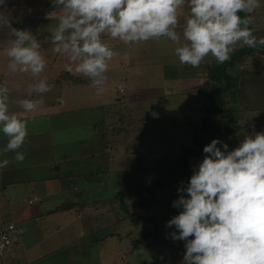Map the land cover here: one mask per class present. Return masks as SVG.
<instances>
[{"label": "rangeland", "instance_id": "1", "mask_svg": "<svg viewBox=\"0 0 264 264\" xmlns=\"http://www.w3.org/2000/svg\"><path fill=\"white\" fill-rule=\"evenodd\" d=\"M27 1L26 4H18L21 0H14L15 4H7L6 8H0V16L24 17L25 22H29L31 15L34 13H30L31 1ZM32 2L40 6V10L45 8L47 3L50 4V7L57 5L55 0H35ZM187 4L185 1L184 5ZM185 11L177 12L178 21H180L181 14L185 18L190 16V11H187L186 7ZM48 14L49 12L44 13L46 16ZM252 18L260 24H264V0H260V7L252 12ZM185 25L186 21L182 26L175 28V31L180 36L179 44L173 43L167 37H161L159 40L152 39L139 44L125 45L119 39H112L110 36L102 34V42L108 44L115 53L113 59L109 61V69L105 73L106 79L100 85H93L90 78L73 72L75 75L85 78V83L90 82L89 87L77 85V89L63 86V82L58 81L57 75L59 73L63 74L61 68H65V65L71 64L74 68L75 63L70 61L67 54L56 53L53 41L46 39L47 45L45 43L41 44L39 49L46 60V67L37 76L45 73L46 75L50 74L49 76L54 74L57 77L55 78L56 82L50 84L52 91L45 93H37L29 88V85L38 84L32 82V79L41 81L39 78H35L30 71L29 73L13 72L9 69L8 65L11 63V58L5 54L4 49L9 47L10 40L15 38L1 37L0 86H5L9 89V114L22 116L38 112L37 109L33 112H25L20 104V101L24 99H42L44 103L53 108L76 107L82 104V99L84 100V107L78 108L72 115L64 118V122L68 123L67 130L61 126L62 116H55L52 112L51 119L53 124L60 121L58 128L53 127L55 138L52 140L50 147L47 150L43 149L42 154H37L36 156H33L32 152L26 155L24 149L21 153L25 154V159L23 162L17 163L30 165L31 163L34 164L33 161L35 160L37 165L51 162L48 165L52 164L51 167L53 166V168L56 165H61L62 171L67 167L71 170L74 169L75 171L73 172L80 170L83 166V163H78L79 161L82 162V159L90 162L85 163L89 167H91L90 165L96 168L101 166L100 171L102 172L100 174L104 175V181L96 180L94 183H89L82 175L78 176L75 174V176L72 175L68 178L66 181L67 185L63 182L65 185L63 187L64 190L66 189L71 195V199L76 201L109 198L117 193L121 186L120 184L124 182L153 184L160 159H173L178 156L182 146H194L192 128L189 122L197 121L200 118L201 113L195 109V106L203 100V95L196 88L203 83L208 64L211 65L216 62V59L209 54L198 68L188 67V70L184 72V76L181 77L182 79L177 81L167 80L160 65L171 59L172 61L175 60V63H180L175 54V48L187 43L183 37ZM54 29L52 25L51 28L45 27L39 31L33 30L34 32H31V34L49 38L45 37V34H52ZM243 46L242 42H238L234 50ZM257 62H259L258 66L264 64V61H256L252 57L247 58L243 64L241 63L240 69L248 68L251 71V73L246 74L245 79H250L253 72L257 73V76L250 80V83L244 84L248 92L245 91V95L237 103L232 102L229 104L228 98H225L224 108L232 109L237 106V108L247 109L249 112L247 115L256 114L257 117H264V112L262 111L253 113V111H256L254 109L257 108L254 106L258 104L264 106V89L259 81V70H253L257 67ZM137 67L141 69L140 74L135 71ZM236 71L239 72L238 68ZM26 74H30V76L28 77ZM16 79H22L18 87H14L15 82L13 81ZM262 82H264V77ZM242 83H244V80ZM120 84L127 89L133 86L134 93H137L139 97L133 102H128L126 99L129 94L123 93L121 95L119 92V89L123 90ZM155 88L158 89L155 93L156 95H146L145 91L147 89ZM168 88L170 90L173 89L174 94L165 96L162 91ZM241 89L242 87L240 91ZM160 91L161 93L157 94ZM57 96L58 98H56ZM119 97L122 98V101L118 100ZM226 97H229V95H226ZM61 101L64 102L61 104ZM165 103H167V108ZM171 103H174V108L169 107ZM43 110L48 113L47 107ZM128 112H131L132 116L128 115ZM119 113L121 115L124 114L122 117L125 116V113L127 116L120 120L118 119ZM96 120L97 123L102 122V124H99L98 129H92L89 124L91 121ZM129 123H132L129 126V130H125L116 138L113 151L111 152L112 156H108L106 148H103V142L100 141V137L97 134L96 136H90V132L104 131L111 124L118 126L122 124L128 125ZM255 126V128H248L243 131L236 130L221 136L218 138L221 142L218 147H221L222 151L230 152L238 147L244 138L254 136L258 132H264L262 125ZM250 132H253V134L245 136V134ZM29 135L35 137V141H38L41 137L37 134ZM28 138L30 139L29 136ZM223 144L228 145L227 150L223 148ZM205 155L207 154L202 153L201 155L190 157L193 173L198 170L199 164ZM10 158L1 155L0 161H8ZM8 168L10 180H17L16 185L24 186L23 181H19V171H10L13 167ZM33 168L34 170L40 169V167ZM1 190L3 189L0 187L1 224L9 223L13 219L18 220L20 215L16 210L20 212L21 208L26 207L28 209L30 205H33L29 204L31 194L24 193L25 190L23 189L20 191L22 195H16L14 198H12L11 193H8L10 190H4L11 197L8 201L2 198L3 193H1ZM82 197L84 199H81ZM180 197L174 196L163 203L154 205L149 211L142 213L139 223H134L132 218H127L110 225V223H107V215L109 216L112 213L105 212V206H99L98 210L93 211V206L85 205V211L91 213L94 218L93 224H91L96 231L95 238L87 239L83 232L79 233V229L84 224L83 220L77 216V219H74V216L72 220H70V217L67 218L65 221L66 223L69 221L67 230L62 229L66 239H80L77 241L76 246H72L73 248L70 249L68 256L66 253L53 254L58 260H53L52 262L54 264H93L95 262H99V264H185L186 241L173 239L172 234L176 233L178 235L179 232L174 225L169 226V221L183 210L174 206ZM75 211H73L74 214ZM87 227H90V224H87ZM87 229L85 227L84 231L86 232ZM148 229L152 233L148 242L133 250L132 239L139 237ZM15 235H17V230L14 233ZM91 243L92 247L90 246ZM91 251L94 253L92 258L90 255ZM11 263L6 257L0 256V264ZM42 263L49 264V260H45ZM26 264H29V262L27 261Z\"/></svg>", "mask_w": 264, "mask_h": 264}, {"label": "clouds", "instance_id": "2", "mask_svg": "<svg viewBox=\"0 0 264 264\" xmlns=\"http://www.w3.org/2000/svg\"><path fill=\"white\" fill-rule=\"evenodd\" d=\"M9 0H0L6 8ZM63 6L58 26L52 33L54 51L68 54L69 74L75 72L100 85L115 55L102 42V34L119 39L125 45L139 44L161 37L180 43L175 31L177 10L185 0H55ZM190 16L186 19L183 37L187 43L175 48L179 62L198 68L209 54L218 64L231 57L235 45L242 42L255 48L257 38L247 27L251 18L242 19L239 12L251 13L260 7V0H188ZM15 39L5 48L11 58L8 65L13 72L42 73L46 60L40 45L30 31L13 28L4 17ZM243 25V27H242ZM264 45V37L258 41ZM140 74L141 69L136 68ZM37 93L51 90L45 80L29 85ZM9 89L0 86V124L9 137L5 151L20 149L28 129L25 120L9 114ZM99 94V93H97ZM44 101L24 99L20 104L25 112H33ZM22 115V114H21ZM221 142L213 139L204 146V156L189 180L186 196L174 204L182 208L169 221L179 234L173 239L186 241L185 264H264V132L248 136L232 151H222ZM227 150L228 145L223 144ZM17 162L25 154L17 152ZM9 162H0L3 168ZM191 237V239H189Z\"/></svg>", "mask_w": 264, "mask_h": 264}, {"label": "crops", "instance_id": "3", "mask_svg": "<svg viewBox=\"0 0 264 264\" xmlns=\"http://www.w3.org/2000/svg\"><path fill=\"white\" fill-rule=\"evenodd\" d=\"M31 1L30 5V13H34L31 15V19L29 22H27V27L26 30L30 32L34 31H39L42 28L49 27L51 28L53 25V28H56L59 23L58 17L62 14L63 12V6L60 5H54V6H49L50 4L47 3V6L45 8H42L40 10V6L36 5V3H33L32 1L35 0H29ZM48 1V0H47ZM188 3V0H185ZM185 7L187 11H190L189 5H183L182 8L178 9L177 12H186ZM49 12L48 16L44 15V13ZM187 17V16H186ZM187 18L184 17L183 14H181L180 21H178L177 28L182 26ZM254 23L261 29L264 28V24H260L259 22L255 21ZM34 30V31H33ZM53 32V31H52ZM106 35V34H105ZM39 45L41 44H46V39L52 40V34H45V37L49 38H43L41 36H33ZM174 43V42H173ZM176 44V43H175ZM68 55V54H67ZM261 56V58H260ZM253 59L261 60L264 61V55H257L252 57ZM175 60H166L163 62L162 69L164 70V73L166 75L167 80H178L182 79L181 77L184 76L185 70H188L189 65H184L181 63H175ZM257 62V67L254 68L259 70V81L262 85V88L264 89V82L263 77H264V64L258 66ZM192 68V67H191ZM260 68V69H259ZM61 72L57 74L58 75V81L63 82V86H70L72 89H77V85H80L81 87H89V83H85V78H82L80 76L75 75L74 73L69 74L66 71V65L65 68H61ZM253 72V71H252ZM29 73V72H26ZM255 73V72H253ZM252 73V74H253ZM257 76V73H255ZM27 75V74H26ZM46 75L43 73L40 76H34L35 78H39V80H45L49 85L54 84L55 78L57 75L52 74ZM28 77L30 74L27 75ZM33 77V78H34ZM14 87H18L22 79H16L14 80ZM32 82L34 83H39V81L36 79H32ZM60 83V82H59ZM249 82L244 79V84H248ZM257 83H259L257 81ZM122 85V84H120ZM123 90H120L119 92L121 95L123 93L129 94V98L127 97L128 102H133L135 101L139 95L137 93H134L133 86L130 89H127L125 86L122 85ZM165 89V88H164ZM148 90H150L148 92ZM242 90H245L244 87ZM50 90L49 92H51ZM156 91L158 89H147L146 95H156ZM164 95H171L174 94V90L168 88L167 90L162 91ZM246 92H248L246 88ZM161 93L158 92L157 94ZM58 98V96L56 97ZM120 101H122V98L119 97ZM64 101H61L60 103L62 104ZM81 105H78L76 107L72 108H60L56 107L53 108L49 106L46 103H43L37 108V111L35 114H27V115H22L20 116L21 119L25 120L27 124V129H28V136L25 139V142L22 146V148L18 149L17 151H5L7 142L9 140V137H7L3 132H2V125L0 124V156L4 155L6 157H11L10 160H8V164L6 167L0 168V187L3 189L1 190V193H3L2 198L8 201L11 197L6 194L4 190H10L8 193H11L12 198H14L16 195H22L20 192L22 189L25 190L24 193L26 194H31L29 197V208L27 209L26 207H23L20 209V212L16 210V212L20 215V218L18 220L13 219V221L17 222V235L15 237H19L21 239L20 243H17L14 247V249L9 252L7 255L3 256L6 257L7 260H10L13 264H26L28 261L29 264H33L38 262L39 264H43L42 262L45 260H49V264H54L52 261L53 260H58L56 256H53V254H63L66 253L68 256V253L70 249H72V246H76L77 241H79L80 238H75L74 240H69V238L66 239V235L64 233V230H67L68 222L66 223V219L70 217V220H72V217L74 219H79L82 220L81 215L77 212L76 208L72 209H63L61 208V204L69 200L71 198V195L65 191L63 187H65L64 183L66 184V181L68 180L69 177L72 175L75 176L82 175L84 179H86L89 183H94L96 179H89L87 176L84 175V173H92L95 171H100V167H94L90 165H86L87 163H90L88 160H83L82 162L79 161L78 163H83V166L80 168V170H77L76 172L74 169L67 168L62 171L61 165H56L55 168L53 166L51 167L48 165L51 162L44 163V164H35V160L33 163L35 164H18L15 156L17 152H23L25 149L26 155H28L29 152L33 153V156H36L37 154H42L43 149L47 150V148L50 147L52 140L55 138V132L53 131V127H57L59 125V121L56 122V124H53V120L51 119V115L55 114V116L61 115L63 120H61L63 128L67 130L68 128V123L64 122L65 117H69L72 115L74 112L77 111L78 108L84 107V100L82 99ZM48 108V113L43 109ZM165 107L167 108V103H165ZM169 107H175L174 103H171ZM251 107V106H249ZM257 107V109L264 108V106L257 105L254 106ZM61 110H60V109ZM161 108V107H160ZM54 110V111H53ZM53 112V114H52ZM64 112V113H62ZM131 115L132 113L129 112ZM96 121H91L90 126L92 129H98L99 125L95 126ZM38 124V126H37ZM255 125H262V128H264V121L262 124H252L249 126H246L243 129L239 130H245L248 128H255ZM99 132H90V136H96L100 137ZM29 134H37L38 136H41L38 141H35V137L30 136ZM253 132L245 134L251 135ZM89 136V137H90ZM33 137V138H32ZM97 137V138H98ZM112 149H108V151H111ZM40 151V152H38ZM94 155V154H93ZM92 155V156H93ZM78 160V159H77ZM1 162V161H0ZM55 163V162H53ZM86 163V164H85ZM87 168H83V167ZM8 167H13L10 169V171H19V181H23V185H16L17 180H10L9 170ZM24 167V168H23ZM40 167L39 170H34V168ZM32 168V169H31ZM27 170V171H23ZM40 181V183H38ZM64 182V183H63ZM67 185V184H66ZM34 194V195H32ZM7 198V199H6ZM81 199H84L83 197ZM81 201V200H79ZM86 202H89L85 200ZM1 204V202H0ZM19 205V203L17 202ZM13 209V208H12ZM76 210V211H75ZM75 211V214L73 213ZM74 214V215H73ZM68 216V217H66ZM77 216V217H76ZM93 217V216H92ZM0 221V225H1ZM83 226L81 229H79V233L83 232V235L87 237V239H93L95 238V233L93 234H87L84 230L86 227V223L83 222ZM85 226V227H84ZM94 228V227H93ZM72 239V238H71ZM92 247V243L90 245ZM93 252L91 251L90 255L91 258L93 257ZM54 258V259H52ZM11 263V264H12ZM85 264V263H84ZM93 264H99V262H95Z\"/></svg>", "mask_w": 264, "mask_h": 264}, {"label": "trees", "instance_id": "4", "mask_svg": "<svg viewBox=\"0 0 264 264\" xmlns=\"http://www.w3.org/2000/svg\"><path fill=\"white\" fill-rule=\"evenodd\" d=\"M27 2V0H21L18 4H26ZM13 4H15L14 0H9L8 5ZM238 15H240L242 19L251 18V23L247 25V27L252 29L253 35L257 38V45L255 48L244 45L243 47L233 50L230 55L231 58L224 64L215 62L214 64L206 65L207 71L204 81L196 88V90L203 95L201 103L195 106V109L201 113V116L197 121L189 122L192 128L194 146H182L178 156L173 159H160L157 165V175L153 184L124 182L120 184L121 186L117 193L109 198L89 202L85 200L76 201L69 198V200L61 204V208L63 209L70 210L76 208L83 222L86 223V228H88L86 230L87 234L95 233V229L92 225L94 218L91 213L85 211V205L89 204V207L93 206V211L98 210L97 208H99V206H105V212L112 213L109 216L107 215V223H110V225L127 218H132L134 223H139L142 213L149 211L154 205L163 203L174 196H186V192L181 191V189L187 188L190 177L193 174L190 164L191 156L204 153V146L213 139H218L221 136H225L228 133L243 129L252 124L263 123L264 117H257L256 114L247 115L249 113L247 109L237 108V106L232 109L223 107L225 98H228L227 100L229 104H231L232 102L237 103L238 100L242 99L243 95H245L246 90L241 89L240 91V88L244 86V89H246L242 82L246 74L251 73V71L248 68L240 69L241 63L243 64L249 57L264 55V45L258 43L259 39L264 37V28L260 29L254 23L252 12H239ZM4 18L13 28L26 30L27 22H25L24 17L12 16ZM4 36H8L12 39L15 38L7 25L0 24V39ZM237 68L239 72L236 71ZM255 77L256 74L253 73L252 77L246 80L250 83V80ZM226 95H229V97H226ZM254 110L256 111H253V113L257 111L264 112V108H255ZM127 114L132 116L129 112ZM127 114L125 113V116H127ZM123 115L119 113L118 119H124L125 116L122 117ZM99 124H102V122L95 123V126ZM131 125L132 123L118 126L111 124L108 129L100 133V141L103 142V148H106L108 156H112L111 152L113 150L110 152L107 150L114 148L116 138L125 130H129V126ZM101 172L102 171H95L89 173V175L88 173H84V175L89 179L104 181L105 177L100 174ZM87 224H90V227H87ZM150 235H152V233L151 230L148 229L139 237L132 239L133 250L148 242Z\"/></svg>", "mask_w": 264, "mask_h": 264}, {"label": "built area", "instance_id": "5", "mask_svg": "<svg viewBox=\"0 0 264 264\" xmlns=\"http://www.w3.org/2000/svg\"><path fill=\"white\" fill-rule=\"evenodd\" d=\"M17 223L11 221L0 225V256L11 252L17 243L21 242L19 237H15Z\"/></svg>", "mask_w": 264, "mask_h": 264}]
</instances>
